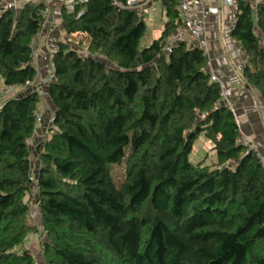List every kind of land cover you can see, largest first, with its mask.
I'll list each match as a JSON object with an SVG mask.
<instances>
[{
    "label": "trees",
    "instance_id": "obj_1",
    "mask_svg": "<svg viewBox=\"0 0 264 264\" xmlns=\"http://www.w3.org/2000/svg\"><path fill=\"white\" fill-rule=\"evenodd\" d=\"M159 1L163 31L143 48L147 22L127 0L63 7L67 35L86 51L58 40L47 112L32 90L42 5L0 6V80L24 90L0 106V264H35L17 249L33 231L34 195L46 264H264V162L239 142L206 53L186 42L164 51L181 20L179 0ZM230 36L247 56L242 78L264 99V0H238ZM202 134L211 166L190 161Z\"/></svg>",
    "mask_w": 264,
    "mask_h": 264
},
{
    "label": "crops",
    "instance_id": "obj_2",
    "mask_svg": "<svg viewBox=\"0 0 264 264\" xmlns=\"http://www.w3.org/2000/svg\"><path fill=\"white\" fill-rule=\"evenodd\" d=\"M220 1L221 0H210L209 4L211 6L217 4L220 6ZM155 2L156 1L152 2V7H154ZM161 6L163 10L162 3ZM61 9V5L55 2L54 20L59 25L56 32L58 33L57 36H60L63 40L67 33L62 21ZM232 14L233 10L231 7H224L219 14H205L201 17L199 23L201 30L206 33L212 43L213 52L211 54V61L217 76L220 78L222 94L232 105V111L237 117L241 128V134L250 137L260 146L264 161V99L256 89L250 87L242 78L244 63L237 57L242 47L230 36V34L229 36L226 34L230 32ZM57 36H45L40 44L38 80L52 73L50 60L51 53H54L58 48ZM222 50H226L225 52L228 53L227 56L231 57L232 60L228 57H224V55L221 54ZM0 84L3 86L1 80ZM208 141V151L213 150V142L211 140Z\"/></svg>",
    "mask_w": 264,
    "mask_h": 264
},
{
    "label": "built area",
    "instance_id": "obj_3",
    "mask_svg": "<svg viewBox=\"0 0 264 264\" xmlns=\"http://www.w3.org/2000/svg\"><path fill=\"white\" fill-rule=\"evenodd\" d=\"M36 2L37 4L42 5V11H41V29L40 31L33 37L32 39V56L34 63L36 65V68L38 70V61L40 56V44L45 36H51L52 33H50L53 29H58V23L54 20V3L57 2L61 5V8L65 7L67 10H74V0H0V6L4 9H21L22 6L27 2ZM153 0H127V7L129 8H136L139 9L141 7H147L146 4H151ZM210 0H179L178 8H179V15L181 20V25L177 28V30L171 35L169 40L167 41L164 51L166 53H171L173 50V47L178 44L179 42H186L190 47H197L199 49H202L207 57H208V67L210 69V72L212 74V79L217 80L220 82V78L215 74L214 69L211 67V53H210V40L207 37L206 33L201 30L200 27V19L205 14H219L220 11L224 7H231L233 10L232 14V21L230 23V32L235 26V22L237 19V11H238V0H221V5L219 6L214 5L211 6L209 4ZM252 3L253 8L257 5L258 2L263 0H248ZM120 4V3H119ZM123 6V4H120ZM230 32L226 33L228 36ZM79 36V34H73V35H66V37L63 39L66 43L69 45L76 46V39L75 37ZM53 54V53H51ZM239 55L244 57L243 63L247 61V56L243 50L239 51ZM51 78L44 80V82L41 84L42 90H35L38 91L42 101L47 100L48 92L46 89L45 83H50L52 80ZM16 87H7V92H12ZM228 107H230L231 110H233L231 104H227ZM43 107V105H42ZM43 115L41 112L37 114L38 119H41ZM47 125L51 126L54 121V115L51 114L47 116L46 118ZM48 127L44 128V132H46ZM40 131L36 133L33 137L26 140V143L30 146H35L34 139L38 137H43ZM239 142L243 143L247 149V152H254L259 157H261V160L263 161L262 155H261V149L260 146L250 137L246 136L245 134H242ZM264 162V161H263ZM32 181H35V177H31ZM33 200V199H31ZM30 200V206L34 208V216H41V208L34 202ZM46 235L47 232H44Z\"/></svg>",
    "mask_w": 264,
    "mask_h": 264
},
{
    "label": "rangeland",
    "instance_id": "obj_4",
    "mask_svg": "<svg viewBox=\"0 0 264 264\" xmlns=\"http://www.w3.org/2000/svg\"><path fill=\"white\" fill-rule=\"evenodd\" d=\"M151 4L149 5V3H147L146 4V6L148 5L147 7L139 8L140 13L144 15L146 22H147V30H146L145 36L143 37V39L141 41V48L150 45L152 40L158 38L161 35L163 28H164V25H165V21H166V17L164 15L163 10H162L161 2L156 1L154 7H152ZM56 31H57V28L53 29L50 32V33H52L51 35L57 36L58 33ZM80 37H82V36L79 35V36L75 37V39L77 40L76 43L78 45L79 50L84 53L86 51V49H85L86 46L85 45L82 46L83 44H81V45L79 44V41L81 39ZM57 39L59 40V39H61V37L57 36ZM209 42H210V53L212 54L213 47H212L211 40ZM225 51L222 50L221 54L224 55V57H228V58H230V60H232L231 57L227 56L228 53H226ZM53 54H51V56ZM212 56H214V55H212ZM237 57L243 62V60H244L243 56L237 55ZM211 66H212L211 68L214 69V71H215V68L212 64V61H211ZM215 74H216V72H215ZM50 76H51L50 74L46 75V76H44L43 79L36 82L34 84L32 90H42L41 84L44 82V80L51 78ZM52 77H53V75H52ZM6 88H7L6 86L2 87V85L0 84V104L1 105L3 104L5 99H7L8 97H11V96L18 97L21 94H23V92H24V90L18 89L17 87L12 92H10V91L7 92ZM29 91H31V90H29ZM222 102L225 105H226V103L230 105V102L226 98H224V95H223ZM42 105H43V109L45 110V112H47L49 106H51V102H50V100L48 101V99H47L45 101H42ZM45 118H47V117H45ZM207 143H209V141L207 138H205V136L203 134L195 141L193 151L190 154L191 163H193V164L203 163L204 165H208V166H211L213 163H215L216 152L214 150L208 151ZM33 155H34V153H33ZM33 157H35L37 159V161H34V164H33V175H34V177H36V175L38 173L39 165L41 163H40V161L36 155H34ZM113 174H114V178H115L116 182L119 184L125 178V167L123 165L115 166ZM34 197H35V195H34ZM34 197L32 196L29 198H30V200L33 199L31 201L35 202ZM29 225L33 228V231L28 235L24 244L21 247H18L17 249L18 250L28 249L35 259V264H46L45 259H44L43 244L45 241L48 240V237L44 234V232H46V230L42 226L41 216H37V215L34 216V208H32V206H30V210H29Z\"/></svg>",
    "mask_w": 264,
    "mask_h": 264
}]
</instances>
